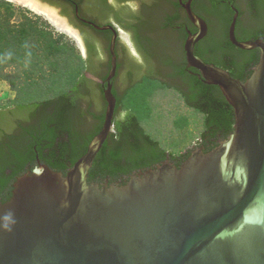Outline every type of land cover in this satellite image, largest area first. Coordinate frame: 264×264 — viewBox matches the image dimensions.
I'll return each mask as SVG.
<instances>
[{"label":"water","instance_id":"1","mask_svg":"<svg viewBox=\"0 0 264 264\" xmlns=\"http://www.w3.org/2000/svg\"><path fill=\"white\" fill-rule=\"evenodd\" d=\"M14 1L45 13L85 52L58 4ZM192 3L181 1L197 28L187 29V65L220 87L234 109V130L208 152L190 147L194 150L180 166L167 159L126 184L90 183L96 155L115 126L118 32L81 18L97 30L113 31L102 129L66 174L37 158L38 167L17 178L11 198L0 204V264H264V38H237L234 7L231 42L260 49L259 62L242 81L195 52L209 25ZM75 14L80 17L77 5Z\"/></svg>","mask_w":264,"mask_h":264},{"label":"trees","instance_id":"2","mask_svg":"<svg viewBox=\"0 0 264 264\" xmlns=\"http://www.w3.org/2000/svg\"><path fill=\"white\" fill-rule=\"evenodd\" d=\"M47 1L60 5L62 13L72 18L77 5L101 25L115 22L128 30L136 27L128 22L129 8H116L107 0ZM194 5L209 25L195 52L206 62L246 80L259 62L260 49H243L233 44L229 27L237 7V38L243 41L264 38V0H195ZM176 6L179 7L178 0ZM180 17L166 12L162 27L170 30L168 37L184 58L177 68L184 79L178 88L188 105L204 115L199 143L208 152L234 130V109L219 86L208 84L188 71L184 49L187 29L174 26ZM83 30L95 42L87 45V57L75 53V46L63 33L29 8L0 0V78L17 92L10 104L0 106V204L11 198L19 176L38 167L37 158L66 174L102 129L107 102L101 84L93 82L87 73L91 71L106 80L111 68V35L108 31L102 34ZM136 39L137 36L134 37L137 42ZM133 65L118 63L112 82L125 88L122 91L113 88L117 98L115 126L96 155L88 177L90 183L103 184L108 179L110 184L118 181L126 184L133 174L155 169L169 158L180 166L194 150L168 151L142 125L138 113L125 105L128 92L143 81L142 78L132 86L127 85L133 76ZM51 91L56 92L44 96Z\"/></svg>","mask_w":264,"mask_h":264},{"label":"flooded vegetation","instance_id":"3","mask_svg":"<svg viewBox=\"0 0 264 264\" xmlns=\"http://www.w3.org/2000/svg\"><path fill=\"white\" fill-rule=\"evenodd\" d=\"M107 1L109 4H114L116 8L122 6H126L127 8H129V10L131 11V14L129 15H131V17L129 18L128 22L130 24L136 25L135 30H128L121 27L118 23L114 22V24H110L113 25L118 32L116 43L117 63H120L121 61L126 65L129 63L134 64L131 68V70L133 71V76L129 80L130 83H128L127 85L132 86L133 82L138 81L142 78V82H144L145 80L156 81L166 89H172L176 91L183 99L185 105L191 107L190 105H188L182 91L178 88L180 84H183L184 79L182 75L177 72V68L179 63H181L184 58L179 56L176 44L170 39V37H168V34H170V30L168 28L162 27L165 14L167 12L168 14L175 13L179 16H182L176 20L177 25L174 26H177L179 28L184 27L185 29H190L193 32L197 30L194 23L190 20L185 7L181 4V1L186 2L187 0H178L180 8L176 6V0H122L120 3H117L116 0ZM194 1L195 0H193L192 3L193 10L201 16V14H199L195 8ZM57 6H59L62 12V7L60 5ZM65 16L69 19L71 25L76 30H78L83 39L85 46V57L88 56L87 45L93 44L95 42L90 36L84 34L83 28L102 34L108 31L111 37L113 36L112 30L100 31L93 28L92 25L82 21L81 18H85L99 24L97 20L85 15L81 11L80 17H78L76 14L75 18L67 15ZM192 28L196 29L193 30ZM122 32L127 35V38L123 37ZM135 36H137L136 40L138 43L134 40ZM197 44L198 42L196 43V45ZM95 62H98V60ZM185 62L187 65L186 52ZM187 68L193 76H198L199 78L203 79L199 76L200 71L197 68L188 65ZM87 76L92 79L93 82H95L97 85L101 84V89L103 90L104 80L95 76V74H93L91 71L87 73ZM112 83L113 88L119 91H122V89L125 88L124 85L120 84L119 82L117 84L115 82ZM137 83L139 84V82ZM90 86L93 85L91 84ZM194 146L204 147V145L199 142ZM169 160L174 163V161L170 158Z\"/></svg>","mask_w":264,"mask_h":264},{"label":"rangeland","instance_id":"4","mask_svg":"<svg viewBox=\"0 0 264 264\" xmlns=\"http://www.w3.org/2000/svg\"><path fill=\"white\" fill-rule=\"evenodd\" d=\"M13 2L29 8L33 14H38L57 32L65 35V39L75 46V53L85 56V52L72 34L54 25L45 15L32 10L29 6ZM19 85L22 83L19 82ZM5 86L7 89L0 86V106L10 104L17 96V92L9 84ZM54 92L56 91L44 96H52ZM125 105L138 113L142 125L153 137L159 139L168 151L180 153L200 141V134L204 130V115L185 105L176 91L166 89L156 81L145 80L134 86L127 94Z\"/></svg>","mask_w":264,"mask_h":264},{"label":"bare ground","instance_id":"5","mask_svg":"<svg viewBox=\"0 0 264 264\" xmlns=\"http://www.w3.org/2000/svg\"><path fill=\"white\" fill-rule=\"evenodd\" d=\"M12 1H14V0H12ZM17 2V1H16ZM26 5V4H25ZM28 6V5H27ZM32 10H34V11H37V12H39L40 14H43V15H45L54 25H56V26H58V27H61V26H59L55 21H53L49 16H47L45 13H43V12H41V11H39L38 9H35V8H33V7H31V6H29ZM65 30V29H64ZM66 31V30H65Z\"/></svg>","mask_w":264,"mask_h":264},{"label":"crops","instance_id":"6","mask_svg":"<svg viewBox=\"0 0 264 264\" xmlns=\"http://www.w3.org/2000/svg\"><path fill=\"white\" fill-rule=\"evenodd\" d=\"M5 85H8V84H7V81H5V80H1V79H0V86H1L2 88L7 89V86H5Z\"/></svg>","mask_w":264,"mask_h":264}]
</instances>
